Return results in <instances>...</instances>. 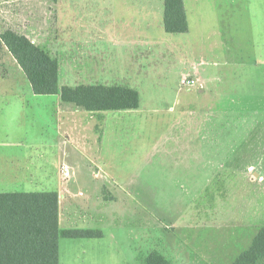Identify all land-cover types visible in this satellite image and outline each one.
Segmentation results:
<instances>
[{
  "label": "rangeland",
  "instance_id": "rangeland-1",
  "mask_svg": "<svg viewBox=\"0 0 264 264\" xmlns=\"http://www.w3.org/2000/svg\"><path fill=\"white\" fill-rule=\"evenodd\" d=\"M254 1L242 5L244 48L228 55L219 35L204 45L202 17L166 32L163 0H0V35L44 48L59 87L140 96L136 109L88 111L33 94L0 37V191L69 190L76 208L60 228L101 233L60 237L59 264H145L152 251L232 264L250 246L264 227V87L225 80L264 61V0ZM134 22L147 26L140 44Z\"/></svg>",
  "mask_w": 264,
  "mask_h": 264
},
{
  "label": "trees",
  "instance_id": "trees-1",
  "mask_svg": "<svg viewBox=\"0 0 264 264\" xmlns=\"http://www.w3.org/2000/svg\"><path fill=\"white\" fill-rule=\"evenodd\" d=\"M163 26L166 32L187 31L183 0H163ZM1 40L30 83L34 94L55 95L88 111L130 110L138 107L136 89L124 85H58V62L27 36L7 29ZM56 191L0 193V264H59V238L100 236L91 229H62ZM264 256V227L250 246L232 264H255ZM145 264H170L152 251Z\"/></svg>",
  "mask_w": 264,
  "mask_h": 264
},
{
  "label": "crops",
  "instance_id": "crops-1",
  "mask_svg": "<svg viewBox=\"0 0 264 264\" xmlns=\"http://www.w3.org/2000/svg\"><path fill=\"white\" fill-rule=\"evenodd\" d=\"M164 2V1H163ZM246 3L247 6L256 5V1L254 0H183L185 16L187 21V31L190 29L189 19L190 16H194L196 18L202 17L203 21V31L202 37L204 41V45L211 43L212 36L219 35L220 46L224 50V52L228 55L234 54L238 49L244 48L243 43L236 38L237 33L240 34L242 29V5ZM143 4V3H142ZM162 7L158 6V15L161 17V21L163 24V16H164V3L161 4ZM153 11H147V17L149 15H153ZM218 21V27L216 25L212 26V30L207 32L208 26L213 22ZM145 22V21H144ZM142 22V23H144ZM139 22H134V28L138 31V34L134 35L135 39H138V43L141 41L139 39L147 38V31L145 25ZM164 28V26H163ZM229 34L232 39L230 42L226 41V35L224 36L222 33ZM212 33V34H210ZM229 63L227 61L224 62ZM22 70V69H21ZM25 75V74H24ZM239 74L235 75V78H226L225 82L228 80H232L236 84H249L250 86H262L264 87V61L261 64H252L249 69L244 70L243 79H239ZM238 76V77H236ZM210 74L207 77V83L210 81ZM196 84L201 87L202 83L198 79H194ZM239 80V81H238ZM29 82V81H28ZM30 84V83H29ZM195 84V85H196ZM209 84V83H208ZM32 90V89H31ZM201 92H205V87L199 88ZM255 91V90H254ZM33 92V91H32ZM251 94V92H249ZM34 94V93H33ZM38 95V94H36ZM140 102L137 108H139ZM136 109V108H135ZM68 172L72 173V169L68 168ZM17 182L18 180H13ZM41 191H49L42 189L40 191H23V190H13V191H5V192H41ZM52 191V190H51ZM58 193V203H59V226L63 223L68 215L73 212L76 208L74 204V193L69 190H53ZM0 193H3L0 191ZM79 195H82V191L78 192Z\"/></svg>",
  "mask_w": 264,
  "mask_h": 264
},
{
  "label": "built area",
  "instance_id": "built-area-1",
  "mask_svg": "<svg viewBox=\"0 0 264 264\" xmlns=\"http://www.w3.org/2000/svg\"><path fill=\"white\" fill-rule=\"evenodd\" d=\"M181 82L183 84H186L188 86H194L196 84V81L193 80L192 78H186V79H182ZM65 172H68V169L65 170Z\"/></svg>",
  "mask_w": 264,
  "mask_h": 264
}]
</instances>
